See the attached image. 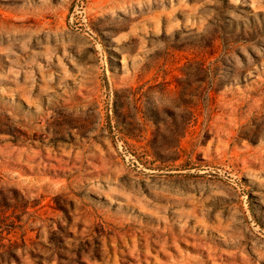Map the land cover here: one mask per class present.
<instances>
[{
	"label": "rangeland",
	"instance_id": "obj_1",
	"mask_svg": "<svg viewBox=\"0 0 264 264\" xmlns=\"http://www.w3.org/2000/svg\"><path fill=\"white\" fill-rule=\"evenodd\" d=\"M0 264H264V0H0Z\"/></svg>",
	"mask_w": 264,
	"mask_h": 264
}]
</instances>
